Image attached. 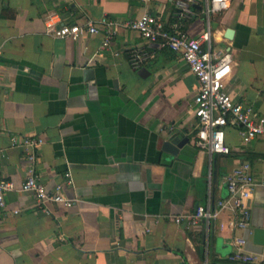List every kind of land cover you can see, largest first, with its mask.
Wrapping results in <instances>:
<instances>
[{
    "label": "crops",
    "instance_id": "crops-1",
    "mask_svg": "<svg viewBox=\"0 0 264 264\" xmlns=\"http://www.w3.org/2000/svg\"><path fill=\"white\" fill-rule=\"evenodd\" d=\"M196 1V14L178 20L182 0H0V178L14 185L7 203L22 210L0 209V264H262L231 257L237 237L264 257L254 241L264 229V186L249 200V230L232 229L237 214L227 209L192 229L174 216L228 197L227 177L242 164L264 179V136L244 143L228 128L229 155L199 149V82L189 64L157 47L141 69L129 63L131 49L151 48L125 24L146 13L193 38L209 32L204 49L233 55L225 90L264 116V0H229L217 13ZM103 18L117 31L102 56V35L47 32L50 20L102 25ZM171 129L189 138L175 156L162 151ZM16 136L42 137L37 174L49 191L70 179L64 193L79 200L74 207L45 210L21 191L27 164Z\"/></svg>",
    "mask_w": 264,
    "mask_h": 264
},
{
    "label": "built area",
    "instance_id": "built-area-1",
    "mask_svg": "<svg viewBox=\"0 0 264 264\" xmlns=\"http://www.w3.org/2000/svg\"><path fill=\"white\" fill-rule=\"evenodd\" d=\"M146 1V0H143ZM196 0H182L175 11L178 20L191 19L196 11L193 6ZM229 7V0H207V12L217 13ZM98 25L89 20L82 24H59L50 20L47 32L58 38L70 37L75 40L88 35H102L103 41L99 47V56L109 49L117 31L116 24L107 18L101 19ZM125 26L137 31L148 41L151 49L135 47L129 51V63L133 69L144 67L159 49H170L180 55L190 66L199 82V91L195 96V117L199 127L195 135L196 146L210 154L229 155L232 148L227 143L226 130L235 129L244 143L264 136V116L260 115L254 105L239 102L225 90L224 81L232 72L233 55L230 51L204 49L203 41H210V33H204L199 39L191 37L188 32L176 25L169 29L162 15L146 13L139 19L129 21ZM1 128V125H0ZM44 140L40 136L13 137L12 144L24 149L27 170L21 191L32 193L38 202V207L48 209L51 203H59L70 209L79 200L68 198L64 193L66 179L49 191L37 174L36 166L40 160L41 147ZM70 173L67 177H70ZM258 186H264V179L254 177L250 165L242 164L227 177L228 197L214 204L199 205L189 214L174 216L176 223L184 224L188 229L196 227L202 220L216 219L220 211L230 210L237 214L231 220L234 230H249L251 211L249 200ZM14 189L12 182L0 178V209L9 210L13 215H19L22 210L11 207L6 201V194ZM238 252L231 259L243 263H262L264 257L250 253L244 249L247 243L245 237H237Z\"/></svg>",
    "mask_w": 264,
    "mask_h": 264
},
{
    "label": "water",
    "instance_id": "water-1",
    "mask_svg": "<svg viewBox=\"0 0 264 264\" xmlns=\"http://www.w3.org/2000/svg\"><path fill=\"white\" fill-rule=\"evenodd\" d=\"M232 31H229V35ZM189 142V138L184 137L183 133H177L175 130H168L163 135L162 151L175 156ZM254 241L256 244L264 245V229L254 231Z\"/></svg>",
    "mask_w": 264,
    "mask_h": 264
}]
</instances>
